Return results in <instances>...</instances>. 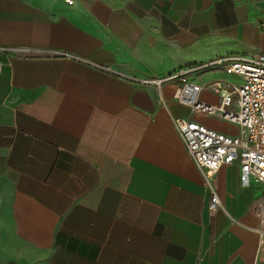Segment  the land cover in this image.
<instances>
[{"label": "crops", "instance_id": "crops-1", "mask_svg": "<svg viewBox=\"0 0 264 264\" xmlns=\"http://www.w3.org/2000/svg\"><path fill=\"white\" fill-rule=\"evenodd\" d=\"M263 20L264 0H0V264H264V185L223 166L213 209L174 120L228 123L143 83L255 58Z\"/></svg>", "mask_w": 264, "mask_h": 264}, {"label": "built area", "instance_id": "built-area-1", "mask_svg": "<svg viewBox=\"0 0 264 264\" xmlns=\"http://www.w3.org/2000/svg\"><path fill=\"white\" fill-rule=\"evenodd\" d=\"M261 29L264 34V20ZM1 50L10 49L0 47ZM211 70H222L236 77L235 81L218 79L204 86L220 95L218 105L200 98L204 88L199 83L200 77ZM143 83L158 90L166 83H177V100L188 106L193 114L206 115L236 127L233 132H223L191 118L174 120L187 154L199 167L211 190L213 209L220 202L212 180L223 166L239 165L242 186L253 182L264 185V45L255 58L231 55L164 77L145 79ZM261 211L264 218L263 204ZM259 232L263 243L264 227Z\"/></svg>", "mask_w": 264, "mask_h": 264}, {"label": "water", "instance_id": "water-1", "mask_svg": "<svg viewBox=\"0 0 264 264\" xmlns=\"http://www.w3.org/2000/svg\"><path fill=\"white\" fill-rule=\"evenodd\" d=\"M138 100L144 101L143 107L147 110H152L154 108L153 102L147 91H139L134 96V103L139 104Z\"/></svg>", "mask_w": 264, "mask_h": 264}, {"label": "rangeland", "instance_id": "rangeland-1", "mask_svg": "<svg viewBox=\"0 0 264 264\" xmlns=\"http://www.w3.org/2000/svg\"><path fill=\"white\" fill-rule=\"evenodd\" d=\"M258 56V55H257ZM256 56V57H257ZM225 76H227L228 77V79H230V80H232V81H235V79H234V77H232L231 75H225ZM211 126L213 127V128H218V129H224V128H229V129H234L235 127L233 126V125H230V124H228V126L227 125H225L223 122H221V121H218V120H213V122L211 123ZM210 126V127H211Z\"/></svg>", "mask_w": 264, "mask_h": 264}]
</instances>
